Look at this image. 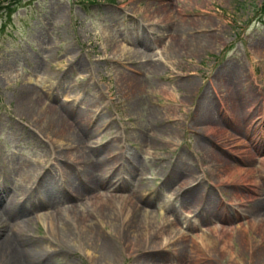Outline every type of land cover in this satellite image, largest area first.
Wrapping results in <instances>:
<instances>
[{
    "label": "rangeland",
    "instance_id": "1",
    "mask_svg": "<svg viewBox=\"0 0 264 264\" xmlns=\"http://www.w3.org/2000/svg\"><path fill=\"white\" fill-rule=\"evenodd\" d=\"M211 36L201 51L183 40ZM122 40L130 55L116 53ZM46 104L107 164L98 190L73 178L77 198L39 195L43 179L81 172ZM0 179V240L14 236L18 264H237L239 253L264 264V0H0ZM99 196L121 229L133 217L123 221L125 201L141 210V239L122 240L91 205ZM82 209L114 261L83 230ZM222 230L239 236L227 253L194 246Z\"/></svg>",
    "mask_w": 264,
    "mask_h": 264
},
{
    "label": "bare ground",
    "instance_id": "2",
    "mask_svg": "<svg viewBox=\"0 0 264 264\" xmlns=\"http://www.w3.org/2000/svg\"><path fill=\"white\" fill-rule=\"evenodd\" d=\"M161 8L166 9L167 5H161ZM185 22H189L188 20H181L180 24H184ZM191 22V20H190ZM193 22V21H192ZM185 41H189L192 42L190 43L191 45H193L194 43L196 44V42H198L197 44L200 45L201 47L204 46L201 50H203L205 47H208L209 45L211 46L215 40H217V38L215 36H211V37H201V38H196V39H183ZM182 37H178L175 41V45L173 46L176 47L177 51L180 49L185 48L187 45L183 42ZM126 41L122 40L121 43H119L116 46V53L118 55H130L128 46L125 44ZM190 46V45H188ZM189 49V48H187ZM199 51V49H197ZM136 82L141 83L139 80H136ZM134 87L130 88L129 92H134L136 91L135 89H132ZM171 99H173L175 101V97L173 95V93H169L168 95ZM24 103H28L31 104L32 102H30L29 97H25ZM28 107V106H26ZM43 109V108H42ZM53 108L50 105H45L44 109H43V114L45 116L49 115L48 117V125L50 127V129L53 130L54 133V137L56 139V141L59 142H64V141H69L70 143H74L76 144V148H74V152H69L68 153V160L66 161V164H68L69 169H73L75 167H77V169H80L81 172L74 173L71 175H68V179L67 182L65 184H61L58 185L57 183H54L52 180L49 181L48 179H46L44 181V179L41 181L40 186L38 187V193L39 195L42 197L43 200H45L46 202H48L49 204H53L55 203L58 195L59 196H70V198H77L76 196L72 195L70 193V190L72 189L71 187H74V183L75 181H73L72 179H76L77 182L79 183H84L85 188L87 190V188L93 192L98 190V188H100V186H103V182L100 181L99 179V172H102V170L104 171V168L107 167V164L103 161L101 163V159L98 157V160L96 162L92 161V157H95V153H86V151H84L86 149V147L88 148V146H90L89 144H87L85 141L80 140L79 139V135L77 133L76 130L73 131V129H71L68 125V123L61 117V115L55 110H53ZM239 127V125H238ZM75 129V128H74ZM94 132V131H93ZM93 132H90L91 134ZM81 143H83V148ZM87 145V146H84ZM97 147V146H96ZM93 155V156H92ZM69 173V171H68ZM66 173V174H68ZM65 175V174H64ZM117 178V177H116ZM114 179V178H112ZM48 180V181H47ZM1 181V179H0ZM110 184L108 185V189H114L116 188L118 185H116L115 182H109ZM71 187H70V186ZM69 188V189H66ZM117 189V188H116ZM66 194V195H65ZM70 194V195H69ZM53 203H52V202ZM106 199L103 196H99L96 197L95 201H93L91 203V205L93 207L96 208V210H98L104 218L109 219L112 223V225H115L116 227L118 226V220L117 217L114 219L112 217V214L110 215V211L109 209L106 207L105 205ZM108 203H110L108 201ZM129 204L125 201L122 204V208L123 210H121L122 213V217H123V221L126 222L129 218L130 212L132 213L133 217L131 222H129V224L127 225L126 228H116V232L117 233H121L119 236L122 237L123 241H127L131 242V240H129V236L132 239V237L136 238V239H141L142 234L139 232H137V223L140 221L141 215V210H139L137 207L131 209L128 206ZM112 206V204L110 203V207ZM5 211H7L8 213V217L10 220H12L14 215V212H11V209L13 207V204L11 201H7L5 206ZM1 209V208H0ZM76 209V207L68 210L69 212H74V210ZM67 212V211H66ZM66 212H64V215H67ZM80 221H81V225L83 230L86 232V234H92L91 240L94 242L95 246L97 247V249H99V252L102 254L103 258L109 259L111 261L115 260V250L113 248V243L110 242V240L106 239L105 236H101L98 229L96 228V224H94L92 222V219L90 217V215L85 214L83 209L80 212ZM1 219H0V225L3 224V222L1 223ZM135 221L137 222L135 224ZM109 222V221H108ZM110 222V223H111ZM261 225L264 227V223H261ZM260 227L261 226H257V225H253V228L255 230H257L258 232L260 231ZM53 230H57V228H53ZM57 232H59L60 235V230H57ZM219 237H218V242L217 241H212L210 238V235L208 234H204L200 239H194L193 243L194 246L196 245V249L201 248L200 251H202L204 253V251H207L208 249H212L213 251H215L217 249V247H219L220 245L223 244V249H225V253H227V245H230L232 243H234L235 239H238L239 236L237 235V233H234L233 231L230 230H222V231H218L217 232ZM63 236L66 239H73L71 236V232L68 229H64L63 232ZM241 238V237H240ZM181 240H184V236H180ZM22 241V240H21ZM14 236L13 235H6L2 240H0V260H2L3 258H6L8 260H6L7 264H18L19 263V259L17 258V253L15 251L14 248ZM242 246L244 245L243 243L241 244ZM22 248L23 251L25 253V257L27 259L30 258H35L36 252H34V249H31L32 246H30L29 242L27 243V241L23 242L22 241ZM197 254V253H196ZM261 257L262 260H264V250L263 251H258V253ZM197 256L202 257L204 255H202L201 253H198ZM24 257V258H25ZM243 255L241 253H239L238 255V259L236 258L237 264H243ZM196 260L194 259L193 262H195ZM192 261H190L189 264H193Z\"/></svg>",
    "mask_w": 264,
    "mask_h": 264
}]
</instances>
